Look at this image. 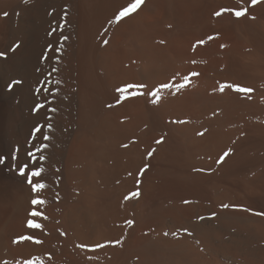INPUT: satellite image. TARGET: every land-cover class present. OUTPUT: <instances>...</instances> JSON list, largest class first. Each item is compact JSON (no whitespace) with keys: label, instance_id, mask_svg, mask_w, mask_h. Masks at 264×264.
<instances>
[{"label":"bare ground","instance_id":"1","mask_svg":"<svg viewBox=\"0 0 264 264\" xmlns=\"http://www.w3.org/2000/svg\"><path fill=\"white\" fill-rule=\"evenodd\" d=\"M131 2L0 0V264H264V0Z\"/></svg>","mask_w":264,"mask_h":264},{"label":"snow or ice","instance_id":"2","mask_svg":"<svg viewBox=\"0 0 264 264\" xmlns=\"http://www.w3.org/2000/svg\"><path fill=\"white\" fill-rule=\"evenodd\" d=\"M238 2H240V0H238ZM262 2V0H251V4L250 6H255L256 4ZM144 3V0H132L131 3H129L127 5V7L122 8L119 13L116 15L115 19L117 22H119V20H121L124 17L129 16L130 14L136 12V10L138 8H140V6ZM223 12H229L231 14H233L235 17L240 18L245 16L248 13V8L247 7H241L239 9H235V8H224L221 9L220 11L216 12L215 15L216 16H220ZM3 15H7V13H4ZM213 37H208V39H212ZM105 44H107V41H104ZM198 44H203L205 43V41L201 40L197 42ZM4 55L3 53H0V56ZM193 63H195V61H193ZM191 75L196 76L199 75V73H192ZM184 83H178V84H173L171 82L169 83H164L161 84L155 91L149 93L150 95H152L153 97H155V99L153 100V102H157L159 99V91L160 89H172L175 88L177 91H179V89L183 88L186 86L187 82H188V77L185 76L183 78ZM16 83H19V81H16ZM139 87H144V85H140ZM228 87V88H232L237 92H243V93H249L251 91H253L250 88H241L237 85H222L220 87V91L223 92L224 88ZM119 91L123 92V89H120ZM40 107H43V105H40ZM53 111H55V109H53ZM36 132H40L41 130L39 128H37L35 130ZM200 135H203V133H199ZM49 137L45 136L44 139H48ZM162 140H158L156 141V143H161ZM44 147H47V145H45ZM149 155H151V153H149ZM228 153L225 152L223 156L220 157L219 162H222L224 157L227 156ZM28 156L32 157L33 160L36 159L35 155L33 152L29 151L28 152ZM40 160H44L45 157L44 156H40L39 157ZM0 163H3V160L0 159ZM28 169V165L25 164L23 167L19 168V175L21 177H23L27 184L30 186V193L32 194V198L30 200V203L32 205V210L29 212V219L26 222V226L29 229H41L43 227V225L41 223L38 222L39 219H48L47 216H45L43 214V212L39 211L38 208L42 207L43 205L46 204V200L44 198H42V196L40 195L43 190H45L48 185L46 183L43 182V176L42 173L44 172V168L42 166H40L37 163V166L35 167V169L31 170V171H26ZM140 195L139 191L137 190L136 192H133L131 194L132 197H138ZM129 197H125V199H128ZM185 203H188V201H185ZM223 207L227 208L229 207V205H223ZM256 215H261L264 216V212H258L255 213ZM214 215V214H213ZM201 219H203V217H201ZM126 223L128 225H132L134 223V221L132 220H128L126 221ZM64 233H61V235H63ZM24 240H33L32 236H21L19 238L18 241H24ZM35 243H41V241L39 240H34ZM115 243L119 244L120 241H115ZM104 245L101 244H97L96 247H103ZM81 247H85V245H81ZM27 264H34L33 261H28ZM42 264V262H41Z\"/></svg>","mask_w":264,"mask_h":264}]
</instances>
